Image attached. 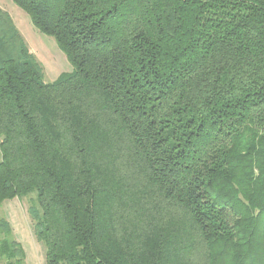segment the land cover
Wrapping results in <instances>:
<instances>
[{"label": "trees", "instance_id": "1", "mask_svg": "<svg viewBox=\"0 0 264 264\" xmlns=\"http://www.w3.org/2000/svg\"><path fill=\"white\" fill-rule=\"evenodd\" d=\"M11 2L72 67L0 9V208L44 263L264 264V0Z\"/></svg>", "mask_w": 264, "mask_h": 264}, {"label": "rangeland", "instance_id": "2", "mask_svg": "<svg viewBox=\"0 0 264 264\" xmlns=\"http://www.w3.org/2000/svg\"><path fill=\"white\" fill-rule=\"evenodd\" d=\"M0 9L11 17L29 52L40 64L44 83H51L60 75L72 71L71 65L53 38L45 36L35 29L28 16L11 0H0ZM28 206V199L5 201L0 208V218H6L12 228L15 240L24 248L26 264H45L43 248L33 236L31 221L27 214ZM0 264H3L1 260Z\"/></svg>", "mask_w": 264, "mask_h": 264}, {"label": "crops", "instance_id": "3", "mask_svg": "<svg viewBox=\"0 0 264 264\" xmlns=\"http://www.w3.org/2000/svg\"><path fill=\"white\" fill-rule=\"evenodd\" d=\"M13 21V20H12ZM14 23V22H13ZM17 28V27H16ZM21 34V33H20Z\"/></svg>", "mask_w": 264, "mask_h": 264}]
</instances>
